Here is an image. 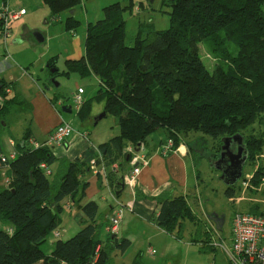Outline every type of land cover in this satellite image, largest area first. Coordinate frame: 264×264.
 <instances>
[{
    "label": "trees",
    "instance_id": "1",
    "mask_svg": "<svg viewBox=\"0 0 264 264\" xmlns=\"http://www.w3.org/2000/svg\"><path fill=\"white\" fill-rule=\"evenodd\" d=\"M42 1L54 18L79 3ZM168 1L170 27L152 31L145 38L137 35L132 46L124 43L123 6L118 2L105 6L104 17L86 26L84 54L65 61L68 71L98 77L95 97L104 101L106 114L117 120L120 133L99 145L106 165L126 155L125 142L142 144L158 129L167 131L174 146L180 135L205 133L218 140V151L222 137L241 133L248 158L258 154L264 146L263 134L245 135L243 131L264 116V0ZM76 23L71 16L64 27L74 30ZM202 40L208 41L212 51L231 66L217 63L210 70L200 57L198 42ZM230 43L236 46L234 54L228 50ZM46 68H55L49 72L51 76L58 74L53 58ZM8 86L12 83L0 80V117L16 104L6 97ZM50 101L53 103V99ZM28 137L26 132L17 143L15 158L8 162V187H0V223L9 225L0 226V264H36L40 260L43 264H85L96 244L102 242L101 226L96 220L98 206L93 200L80 205L85 223L74 235L56 239L50 255L41 245L59 225L60 201L69 196L79 203L84 197L87 182L79 180L78 174L89 171L93 149L59 162L55 171L46 175L39 164L44 161L51 166L55 156L45 145L26 146ZM259 167L253 186L258 185L263 172ZM50 175H54L52 179ZM236 185L239 190V183L226 186L227 197L234 196ZM154 199L155 222L167 231L181 228L178 220L189 210L184 196L167 191ZM130 243L127 238L118 241L107 235L96 264H111L109 250L124 252ZM133 264L139 263L134 260Z\"/></svg>",
    "mask_w": 264,
    "mask_h": 264
},
{
    "label": "crops",
    "instance_id": "2",
    "mask_svg": "<svg viewBox=\"0 0 264 264\" xmlns=\"http://www.w3.org/2000/svg\"><path fill=\"white\" fill-rule=\"evenodd\" d=\"M3 1L7 2L9 7L13 10L20 8L25 9L24 14L11 22V34L7 38V41H13L17 38V36L27 38L30 30L37 28L39 21L42 19L43 24L47 27L55 24L57 19H61V13L64 12L61 11L58 13L56 15L57 18L52 17L50 8L44 4L42 0H0V4ZM65 11H68L70 14H74L75 10L72 8ZM44 32L42 34L44 39H46L45 36L47 35H45L46 33ZM1 38L0 32V80L12 83L11 92L7 94L6 97L13 98L17 105L28 103L29 110L27 117H25V121L30 115L28 118L29 125H21V129L14 127L13 121H16L14 119L8 118L7 121L1 120L0 135L2 140L0 141V154L6 155L13 150L17 152V143L22 140L26 132L29 133L28 138H33L38 142H43L46 140L48 134L55 128V126H57V124H59L60 121L64 120L65 118L60 114V112L56 110L54 104L50 101V98H46L44 90L38 86L37 82L29 74L28 66L26 64H30L31 62L34 63L35 61L40 60V58H36L32 61H25L22 57L24 49L16 48V46H14L13 55L16 57V59L14 57L13 59L11 52L9 51V47L7 46V41L6 44H4ZM82 41L83 40H81L79 36H76V38L73 40L70 39L69 48L65 51L66 60L78 59L84 54V41ZM40 56H46V53L42 52ZM50 58L52 59V57H49L48 59L44 60L45 67ZM84 101L85 102L81 108V115H78L81 120H83V118H85L89 112L90 114L88 116L91 117V114L94 112L93 109L95 108V104L90 100L86 99ZM99 101L103 102L104 104L103 100L99 99ZM2 102L3 100L0 96V103ZM96 107L97 111L102 108L100 104L98 106L96 105ZM32 122L34 124V128L32 127ZM250 127H252L250 131L252 134L261 133L264 136V116L259 117ZM119 133L120 129L119 131H116L114 135L106 139V141L114 136H117ZM91 134L92 133L86 130H79L74 133V135L71 136L63 145L49 147L55 156V162L53 163L54 166L52 164L50 166L51 169L53 170L56 168L58 163L61 161H70L75 157H80L83 152L88 151L90 148L93 149V155L90 160H95L96 162L100 163L101 159L99 156V145L106 141L94 143L90 137ZM167 138L168 134L166 130H164L162 133L152 132L145 137L142 142V147L138 151V154L140 158L143 159L144 164L142 161H140V171L136 175L134 181L131 182V185L124 183V187L122 189H120L119 184L118 187L115 188L114 183L117 184V181L120 177H124V175L131 171L132 165L125 154L119 156V158L116 159L114 162L116 167L113 170L107 168L106 177L94 175L88 170L79 173V180L87 182V186L85 187V195L79 203L72 201L69 196L60 201L62 210L58 215V228H60L62 222L68 218V215L70 218L79 221L80 226L82 227L85 223V216L80 209V205L89 200H93L98 206V216L96 220L101 226L100 238L102 242H104L107 238L104 226L108 219L110 206L115 203H120L123 206L122 217L119 222L118 231L113 237L118 241H120L122 238H127L131 243L124 252H121L115 248L110 249L109 258L111 263L115 264V258L121 259L125 257L129 250L132 249L136 241L148 242L146 252L149 254L148 248L152 247L151 241H154V238L156 237L163 242V253L169 252L170 249L174 247L175 237L181 238L185 229L180 233L177 227L171 231H167L158 225L153 217L157 211L156 201L154 198L160 193L167 191L171 192L174 196L181 195L184 196V198H186V196H188L191 192H199L197 188L199 186L200 175L198 172L199 170L197 169L196 157L193 155L194 152L193 154L191 153L188 142L185 141L184 136L180 135L179 142L174 146L172 151L164 153L162 146L166 143ZM10 140H13L14 145L10 144ZM26 140L24 144L29 146V143ZM130 143L131 142L129 141L125 142L123 144L124 149ZM198 156L203 157V154L200 153ZM255 156L257 157L258 162L264 159V146L262 150ZM90 160L88 161V166H90ZM259 165L260 164H257L254 169L256 170ZM260 166L263 167V172L260 176L258 185H250L249 187L242 188L240 190L242 193H246L250 190L259 191L263 188L264 164H261ZM7 173L8 167L0 164L1 188L8 187L5 182L6 177L11 180ZM117 190H120L118 194H116ZM236 198L240 201H246L248 203L246 206V208L248 207L247 209H250V207L255 203L259 205L263 202V200L256 197L255 195H239L236 196ZM0 226L9 228V225L5 226L1 223ZM71 236L72 235L69 234L66 239ZM59 238H54L52 233H50L46 237V240L49 239L47 250L43 249L41 246L43 252L47 255H50L54 249L55 240ZM184 242L189 244L188 241ZM135 255V257L139 256L140 260L142 259L141 251H139V253L136 252ZM140 263L143 264L142 260ZM36 264H43V262L40 260Z\"/></svg>",
    "mask_w": 264,
    "mask_h": 264
},
{
    "label": "rangeland",
    "instance_id": "3",
    "mask_svg": "<svg viewBox=\"0 0 264 264\" xmlns=\"http://www.w3.org/2000/svg\"><path fill=\"white\" fill-rule=\"evenodd\" d=\"M115 2H118L124 8L122 11L125 29L124 43L128 46L134 44L137 35L145 38L150 32L165 30L171 25L170 16L167 13L171 9L168 0H79V3L74 7V14H70L64 10L60 15L61 19H57L55 24L47 27L43 24L42 19L39 21L37 28L30 30L27 38L17 36L13 41H7L12 58L16 59L13 55L14 46L24 49L22 57L25 61L40 58V60L34 63L26 64L29 74L37 82L38 86L44 90L46 98L53 99L56 110L65 118L63 121L70 123L72 126L73 132L70 137L79 130H86L92 133L90 137L94 143L106 141L116 131H119V126L116 118L109 113L95 122L96 117L103 112L104 105L103 102L99 101L98 97H95L99 89V80L94 74L80 75L77 72L72 73L68 71L65 65V51L69 48L70 39L73 40L76 36H79L84 41L87 23H93L103 18L104 7ZM129 3L132 4L128 7L127 4ZM71 16L79 23H76L74 30L66 31L64 22L67 17ZM34 31L41 33L45 31L44 33L47 35L45 36L46 39L42 42L37 41L33 36ZM198 44L200 57L210 70L217 63H221L224 67L231 66L227 59H223L219 56L220 54L212 51V47L208 41L202 40ZM228 50L231 54H234L236 51L235 44L230 43ZM42 52L46 53V56H40ZM49 57L55 60L58 74L54 77L49 73L51 72V68L47 70L44 65V60ZM117 74L118 71H115V75ZM78 87L84 90L82 94L83 100L88 99L95 104L92 116H88L89 112L83 120L79 118L77 105L73 101V96L77 92ZM99 104L102 108L97 111L96 105L98 106ZM63 105L69 106L71 110L69 112L62 111ZM28 110V103L21 105L13 104L9 112L2 114L0 122L1 120L7 121L8 118H11L16 120L13 121L14 127L21 129V125H29L28 118L30 115L25 121ZM31 124L34 128L33 122ZM163 131L164 129H158L154 132L162 133ZM250 131L251 127L245 129L243 134L248 135L251 133ZM183 136L185 141L188 142L191 153L193 154L194 152L193 155L196 157L197 169L200 175L199 186L197 188L199 192H191L186 196L185 201L189 210L186 217L178 220V224L182 226L181 228L180 226L178 227V231L181 233L185 229L183 236L181 238L175 237L174 247L167 253H163V242L157 237L154 238V241H151V245L155 249V253L152 255L146 252L148 242L136 241L125 257L121 259L115 258V264H133L134 260L139 264H142L140 263L141 260L143 264H229L227 248L230 243L234 214L238 211L264 213V186L259 191L250 190L242 193L240 190L244 186L238 181L239 190L236 185L234 196H226V184L220 179L219 171L210 165V159L214 151H218V140H214L211 136L199 131H191ZM197 146L204 147L203 157L198 156L200 153L196 152ZM255 154L248 158L243 165L241 178L249 180L251 186H253V180L256 179L258 174V171H254L255 166L257 164H264V159L258 162ZM259 168L257 167V169ZM53 171H55V168ZM53 176L50 175L49 178L52 179ZM239 195H255L263 200V202L259 205L257 203L253 204L250 210L247 209L248 207L246 208L248 205L246 201L237 200L236 196ZM213 214L223 217L220 229H216L214 223L207 217V215ZM80 227L79 221L70 218L68 215V218L60 225L61 229L57 227L61 232L59 239H66L69 234L73 235ZM48 240L41 245L43 249L47 250ZM184 241H188L189 244ZM139 251L142 253L141 260L139 256L135 257V253H139Z\"/></svg>",
    "mask_w": 264,
    "mask_h": 264
},
{
    "label": "built area",
    "instance_id": "4",
    "mask_svg": "<svg viewBox=\"0 0 264 264\" xmlns=\"http://www.w3.org/2000/svg\"><path fill=\"white\" fill-rule=\"evenodd\" d=\"M25 13L24 8L13 10L9 7L7 2H2L0 4V32L2 41L6 44L7 38L11 34V22L19 18ZM6 94L11 92V87L5 88ZM84 90L78 87L77 92L73 96V101L77 105L79 110L82 106L84 100L82 97ZM73 132V128L70 123L66 121H60L57 126L48 134L46 140L43 142H38L33 138H27L29 147L38 148L40 146L55 147L58 145H63ZM10 144L14 145L13 140H10ZM142 144L130 143L124 149L129 162L132 165L131 171L122 177L125 184L131 185L134 181L136 175L140 171V161L144 164L142 158H140L138 151L141 149ZM138 148V150H136ZM174 149L173 141L171 138L166 139V143L162 146L163 152L172 151ZM16 151L13 150L8 154H0V164L3 166H8V162L15 158ZM99 156L101 162H96L95 160H90L89 171L94 175H100L101 177H106L107 168L113 170L116 165L111 163L106 165L101 152L99 151ZM40 168L46 175L51 174V167L44 161L40 162ZM109 166V167H108ZM240 183L244 188L249 187V180L240 179ZM6 185H9L10 179L6 177ZM123 206L120 203H115L110 206V212L108 215L107 222L104 226L106 235L115 236L118 231L119 222L122 217ZM54 238H59L61 232L58 228L52 231ZM103 242L96 244L94 248V253L91 258L85 264H96L99 257L100 249ZM149 254H154L155 249L152 247L148 248ZM227 257L229 264H264V213H251L238 211L233 216L232 228H231V238L230 243L227 248ZM60 264H63L60 263Z\"/></svg>",
    "mask_w": 264,
    "mask_h": 264
},
{
    "label": "water",
    "instance_id": "5",
    "mask_svg": "<svg viewBox=\"0 0 264 264\" xmlns=\"http://www.w3.org/2000/svg\"><path fill=\"white\" fill-rule=\"evenodd\" d=\"M33 35L39 42H42L44 40V36L39 31H34ZM54 70L55 68H51V72H53ZM70 110L71 108L69 106H62V111L69 112ZM105 115L106 112L103 110V112L96 117L95 122H97ZM233 142L237 143L236 149H233L231 147ZM136 150H138V148H136ZM247 159L248 149L246 148V145L244 143V136L241 133H234L232 135L224 136L221 138L219 151L213 153L212 158L210 159V165L219 171V177L226 184V186H232L241 179L243 173V165L245 164ZM117 184L120 185V189L124 187L122 177L119 178ZM119 192L120 190H117L116 194H118ZM207 217L214 223L216 229L221 228L223 217L218 216L217 214L207 215Z\"/></svg>",
    "mask_w": 264,
    "mask_h": 264
},
{
    "label": "flooded vegetation",
    "instance_id": "6",
    "mask_svg": "<svg viewBox=\"0 0 264 264\" xmlns=\"http://www.w3.org/2000/svg\"><path fill=\"white\" fill-rule=\"evenodd\" d=\"M231 147H232L233 149H236V147H237V143H236V142H233L232 145H231ZM196 152H199V153H201V154L204 155V147H199V146H197V150H196Z\"/></svg>",
    "mask_w": 264,
    "mask_h": 264
}]
</instances>
